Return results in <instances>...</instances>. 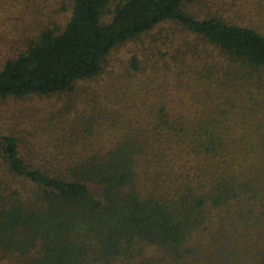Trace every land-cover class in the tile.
Returning <instances> with one entry per match:
<instances>
[{"label": "trees", "instance_id": "1", "mask_svg": "<svg viewBox=\"0 0 264 264\" xmlns=\"http://www.w3.org/2000/svg\"><path fill=\"white\" fill-rule=\"evenodd\" d=\"M201 1L0 0V106L59 100L0 126V264H264V0Z\"/></svg>", "mask_w": 264, "mask_h": 264}, {"label": "rangeland", "instance_id": "2", "mask_svg": "<svg viewBox=\"0 0 264 264\" xmlns=\"http://www.w3.org/2000/svg\"><path fill=\"white\" fill-rule=\"evenodd\" d=\"M218 3L212 1L211 7L208 8L207 0H202L200 3L196 5V8H198V12L200 13H207L212 12L214 10L220 9L223 7V9H228L229 14L234 15L237 11V5L240 3L239 0H217ZM252 1V0H249ZM256 0H253V2ZM225 11V10H224ZM131 45H124L115 52H113L111 61L112 64H117V60L119 58H125L129 56ZM31 99H25V100H15L11 99L9 102H4L0 106V126H3L5 123L12 121V124L16 127V130L20 131L21 129L24 130L25 133L28 134V132L32 129V123L29 119V114L32 112L34 108H45L49 105H46L48 103L52 104H59V100H50L48 98H41V97H35ZM11 112H15L17 114V119H10L7 117V114H12ZM24 116V117H23ZM26 134V135H27Z\"/></svg>", "mask_w": 264, "mask_h": 264}]
</instances>
